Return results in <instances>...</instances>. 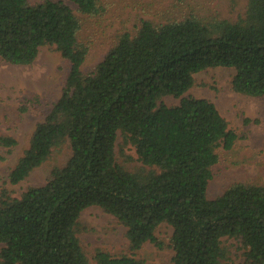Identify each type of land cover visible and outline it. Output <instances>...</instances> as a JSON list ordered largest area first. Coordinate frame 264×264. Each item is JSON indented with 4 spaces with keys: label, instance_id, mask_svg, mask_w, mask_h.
Wrapping results in <instances>:
<instances>
[{
    "label": "trees",
    "instance_id": "1",
    "mask_svg": "<svg viewBox=\"0 0 264 264\" xmlns=\"http://www.w3.org/2000/svg\"><path fill=\"white\" fill-rule=\"evenodd\" d=\"M73 1L85 14L100 9L98 0ZM80 27L61 0H0L2 59L27 64L41 46L53 45L69 61L60 97L31 132L8 181L23 180L63 144L70 148L44 184L20 197L0 190V264H90L79 216L93 205L125 226L131 252L145 242L161 246L155 230L165 222L172 228L171 264H235L223 237L240 239L241 264H264V183L235 182L207 196L216 148H230L237 134L214 102L183 95L194 73L215 66L234 69V91L264 95V0H247L236 20L192 13L164 23L141 19L87 72ZM164 95L179 102L167 105ZM15 143L0 135V145ZM126 144L139 165L126 164L134 160L122 150ZM93 260L141 264L99 248Z\"/></svg>",
    "mask_w": 264,
    "mask_h": 264
},
{
    "label": "rangeland",
    "instance_id": "2",
    "mask_svg": "<svg viewBox=\"0 0 264 264\" xmlns=\"http://www.w3.org/2000/svg\"><path fill=\"white\" fill-rule=\"evenodd\" d=\"M61 1L67 3L81 21L79 39L88 45L82 64L84 72L91 70L103 57L119 33H134L141 19L164 23L192 13L206 19L236 20L244 15L247 5V0H98V13L85 14L73 0ZM68 70L69 61L53 45L41 46L36 58L27 64L12 63L0 57V135H9L16 140L11 146L0 145V190L7 188L13 197H20L30 186L44 184L51 177V169L64 164L70 155L69 145L63 144L23 180L15 184L8 181V173L28 146L31 132L60 97ZM233 73V68L225 66L198 71L193 74V85L183 94L214 102L226 118L228 127L237 134L230 148L222 145L216 148L218 160L212 166L207 187L210 198L235 182L264 183V95L234 91L231 85ZM179 99L172 95L162 97L167 105L177 104ZM121 143L122 137L118 134L117 154ZM122 150L134 158L126 162L128 166L140 164L135 160L137 155L132 145L126 144ZM79 220L86 226L79 238L90 264H94L93 254L97 248L112 255H133L141 264H171L172 228L168 223H160L155 230L163 243L161 246L145 242L131 252L126 228L114 215L93 205L81 211ZM222 241L230 251V260L241 264L244 248L240 239L223 237Z\"/></svg>",
    "mask_w": 264,
    "mask_h": 264
}]
</instances>
